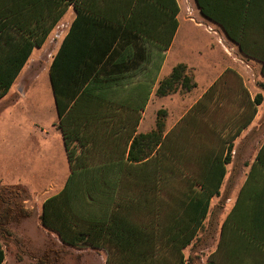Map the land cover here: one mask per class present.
Listing matches in <instances>:
<instances>
[{
	"label": "trees",
	"instance_id": "obj_1",
	"mask_svg": "<svg viewBox=\"0 0 264 264\" xmlns=\"http://www.w3.org/2000/svg\"><path fill=\"white\" fill-rule=\"evenodd\" d=\"M195 1L201 15L219 26L247 59L262 64L264 78V0ZM71 6L77 18L50 68L70 175L63 189L43 203L41 225L66 247L105 252L106 264H188L184 251L197 239L211 200L220 194L232 142L252 123L263 97L257 95L244 111L245 119L222 137L210 118L198 117L214 108L211 102L226 79L238 78L227 70L170 132L167 112L160 110L156 128L139 134L155 78L145 92H121L120 64L112 65L113 56L104 60L110 47L93 40H105L97 28L104 27L116 41L121 32L129 49L128 69L139 40L156 42L161 67L179 27L177 0H0V101ZM84 22L90 43L77 45ZM196 86L188 67L179 64L160 83L157 95L189 93ZM190 123H195L196 134L220 138V156L185 157ZM199 162L205 163L201 172L191 166ZM25 194L19 187L0 188V240L11 238V226L31 217ZM245 208L249 216L241 218ZM230 231L242 235L247 251L223 255ZM251 246L262 251H251ZM4 247L0 241V264L6 260ZM256 256L264 258V144L208 264Z\"/></svg>",
	"mask_w": 264,
	"mask_h": 264
},
{
	"label": "rangeland",
	"instance_id": "obj_2",
	"mask_svg": "<svg viewBox=\"0 0 264 264\" xmlns=\"http://www.w3.org/2000/svg\"><path fill=\"white\" fill-rule=\"evenodd\" d=\"M178 1L192 19L181 39L197 40L191 49L216 40L217 28L203 21L195 0ZM69 27L68 19L57 24L45 46L33 52L11 93L0 101V188L25 190L24 206L31 212L29 219L11 226V238L0 240L6 248L5 264H106L105 252L66 247L40 221L43 203L63 189L69 176L49 87V66ZM154 109H149V117ZM242 175L232 173L221 197L212 202L202 238L185 251L188 264H208L239 192L230 181Z\"/></svg>",
	"mask_w": 264,
	"mask_h": 264
},
{
	"label": "crops",
	"instance_id": "obj_3",
	"mask_svg": "<svg viewBox=\"0 0 264 264\" xmlns=\"http://www.w3.org/2000/svg\"><path fill=\"white\" fill-rule=\"evenodd\" d=\"M178 4L180 7V13L177 17L179 27L172 40L171 46L165 53V59L162 62L161 67L159 65L160 51L156 42L153 43L152 41H146V39L139 40L136 47L134 48L135 56L134 63L132 64L133 66H130L128 69L126 68V64L128 62L127 52L129 49L127 46H124L123 39L121 40V32H119L118 40L116 41L113 39V36L111 37L107 30H105L104 27L97 28L100 33L99 35H101L105 40L93 41L106 43L107 46L110 47V52L108 55L103 57L104 60H109L111 56H113L115 61L112 65L120 64V69L118 71V77L120 81L118 87L121 92H128L131 90L145 92L152 83L153 77L155 78L149 101L145 107V111L142 113V118L138 127L139 134H147L156 128L158 112L160 110H165L167 112L166 133L170 132L187 116L190 110L206 95L210 88L223 76L227 70H233L238 78L236 76H230L229 79H226L223 82L221 88L215 93V98L211 102L212 105H214V108L211 109L207 115H199L198 117V119L210 118V120L217 125L216 131L222 132V137H225L231 131H235V129H233L231 126L237 121L244 120V111H247L249 107L251 109V105L255 102V97L257 95H262L263 101L261 105L256 106L257 113L254 120L232 142L233 149L230 153L231 162L225 166L226 175L221 185L220 194L211 200L212 204L214 199L221 197L222 189L228 184L232 173L237 172L238 175L243 174L242 178L239 177V180L237 176L234 178V180L230 181V187L239 188V192L232 208L229 211V214H227L221 225L219 239L215 250L216 252L221 241L224 222L234 210L239 200L241 190L245 186L250 171L252 170V167L256 161V157L260 151V148L264 144V89L262 88V85H264V78L262 75V64L259 61L247 59L239 51L238 46L227 38L226 34L219 26L213 24L203 16V21L205 23L211 24L213 27H216L218 35L220 34L226 40H220V38L218 39L220 35L218 37L215 35L216 40H209L208 42H205L202 47L191 49L190 46L195 45L197 40L181 39V37H183L181 33L184 31V28L186 29L188 24L192 25V19H190V15L183 11L179 1ZM76 18V9L74 6H71L60 21L68 19L70 29ZM86 25V22H84V24H81V29L79 28L81 32H78H80L81 35L78 37V40H75L77 45L80 42H85L87 44L90 43L88 36L85 34L89 29ZM114 41H116L115 44L112 43ZM62 43L56 51L55 56L58 54ZM190 49L192 51H190ZM51 64L49 66V87L52 93L51 96L53 100V107L57 113L54 94L50 82ZM179 64H184L188 67L189 72L193 75L194 81L196 82V88L189 93H182L181 91H178L177 93L167 97H159L157 95V90L160 83L165 78H167L172 73L173 69ZM127 80H133V85H131L130 82H125ZM12 89L10 90L9 94L11 93ZM151 107L155 109L151 112L152 116L149 117L148 113ZM190 124L191 127L188 130V135H186L184 138L185 147L188 146V154L186 152V154H184L185 157L208 158L212 156H220L222 152L220 138L213 134L198 135L194 132L197 131L195 123ZM58 125L57 129L60 134L59 141L62 142L65 154L67 155L62 132ZM228 144L230 145V143ZM227 154L228 151L226 150L223 153V157H225ZM66 159L69 166L70 175V164L67 157ZM191 166L195 167L198 172H201V170L205 167V163L199 162L198 165ZM244 216H249L246 208L243 209L241 218ZM237 220H240V213L237 216ZM205 222L203 228L205 226ZM202 230L199 231L197 239L202 238ZM241 237L242 235L237 234L234 231L228 232L227 244L224 246L225 248L223 247L221 249L223 255L226 253L230 254L228 252L233 251H247V246L241 240H239ZM197 239L194 241V243L197 241ZM251 247V251H262L258 246ZM189 248H191V246ZM260 258L262 257L256 256L255 258L247 261L222 259L218 260L217 264H264V258Z\"/></svg>",
	"mask_w": 264,
	"mask_h": 264
},
{
	"label": "water",
	"instance_id": "obj_4",
	"mask_svg": "<svg viewBox=\"0 0 264 264\" xmlns=\"http://www.w3.org/2000/svg\"><path fill=\"white\" fill-rule=\"evenodd\" d=\"M196 2V1H195ZM197 4V3H196Z\"/></svg>",
	"mask_w": 264,
	"mask_h": 264
}]
</instances>
